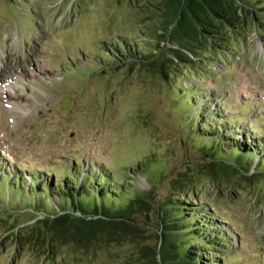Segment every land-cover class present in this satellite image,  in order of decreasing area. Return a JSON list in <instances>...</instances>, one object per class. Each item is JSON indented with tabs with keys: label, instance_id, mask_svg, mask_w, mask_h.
I'll return each mask as SVG.
<instances>
[{
	"label": "rangeland",
	"instance_id": "374dc122",
	"mask_svg": "<svg viewBox=\"0 0 264 264\" xmlns=\"http://www.w3.org/2000/svg\"><path fill=\"white\" fill-rule=\"evenodd\" d=\"M141 13L133 0H0V264H133L125 245L91 259L68 246L45 256L6 232L63 208V186L97 191L83 177L99 168L120 183L110 190L114 200L152 191L155 200L194 209V223L210 217L230 250L208 251L207 264H264V179L221 190L193 172L200 136H211L202 121L211 132L222 123L226 145L236 136L247 147L264 145V34L251 32L229 58L204 59L201 73L171 68L165 81L101 68L115 40L155 53ZM261 155L264 148L255 163ZM186 167L197 194L181 198L172 179Z\"/></svg>",
	"mask_w": 264,
	"mask_h": 264
},
{
	"label": "trees",
	"instance_id": "16d2710c",
	"mask_svg": "<svg viewBox=\"0 0 264 264\" xmlns=\"http://www.w3.org/2000/svg\"><path fill=\"white\" fill-rule=\"evenodd\" d=\"M136 1L142 9L140 20L145 31L158 48L155 53L153 50L146 53L133 44L115 40V52L103 54L108 62L101 67L104 70L136 69L164 81L169 70L178 66L187 74L201 73L204 59L229 58L233 56L231 50L234 55L237 52L235 44L245 41L251 32L264 34V0H133ZM170 43L173 48L166 46ZM195 117L201 119L202 112L195 113ZM220 125L211 132V125L202 121L201 129L211 136H200L205 140L196 147L201 159L194 165L193 172L217 189L235 182L238 188L242 182L252 183L255 177L263 180L264 155L257 163L254 158L264 145L253 143V148L247 147L238 136L233 137L232 145H226L220 142L218 135L227 137L231 133ZM146 162L150 163V158ZM139 168L143 171L140 164ZM189 170L186 167L172 179V184L180 189L181 198L189 193L197 194ZM79 172L78 168L77 174ZM84 178L98 186V190L90 194L63 186L65 194L60 195L65 204L63 208L41 218L37 216L27 225L16 224L6 232L12 231L18 245L45 251V256L50 249L68 246L72 254L91 259L115 245H125L130 249L128 258L133 264H207L202 256L208 255V251L227 253L230 250L224 237L210 229V217L206 222L194 223L191 218L196 211L181 201L155 200L152 191L135 192L126 201L114 200L111 196H117V192L110 190L120 183L107 169H96L94 174L86 173ZM66 179L71 182L74 176ZM108 198L110 203H107ZM152 235L157 241L155 247L149 245Z\"/></svg>",
	"mask_w": 264,
	"mask_h": 264
}]
</instances>
